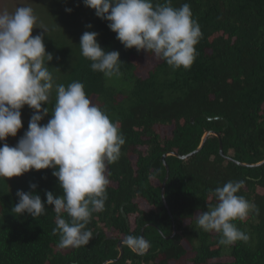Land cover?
<instances>
[{
  "label": "trees",
  "instance_id": "1",
  "mask_svg": "<svg viewBox=\"0 0 264 264\" xmlns=\"http://www.w3.org/2000/svg\"><path fill=\"white\" fill-rule=\"evenodd\" d=\"M185 3L202 37L192 66L173 70L160 58L148 68L143 58L158 57L125 48L109 22L83 0H50L44 44L53 55L48 66L55 82H82L126 142L120 159L108 166L105 208L93 213L86 226L93 233L86 246L59 247L52 206L36 218L12 212L18 190L32 191L42 201L47 191L63 195L53 169L0 178V264H103L119 256L117 244L127 235L143 236L150 251L138 255L123 244L122 258L108 264H264V162L249 165L264 161V0H171L175 8ZM85 31L97 32L106 51L120 53L119 76L108 79L90 68L79 46ZM42 32L34 28L32 35ZM54 103L53 92L51 102L42 104L50 112L41 124L51 118ZM33 112L27 105L21 109L24 130L14 143L7 142L10 146L24 135ZM207 131L218 135H209L195 152ZM169 151L190 153L186 158L166 156L170 176L165 197L171 214L161 196L166 174L162 155ZM228 181H243L237 194L259 212L234 221L249 241L225 247L218 243L219 234L196 229L195 221L217 203L213 190Z\"/></svg>",
  "mask_w": 264,
  "mask_h": 264
},
{
  "label": "clouds",
  "instance_id": "2",
  "mask_svg": "<svg viewBox=\"0 0 264 264\" xmlns=\"http://www.w3.org/2000/svg\"><path fill=\"white\" fill-rule=\"evenodd\" d=\"M95 15L108 21V27L125 48L135 47L162 59L173 70L189 69L196 59L202 37L190 5L179 8L171 0H83ZM71 12V8H66ZM87 27H91L88 25ZM34 28L43 32L32 35ZM47 25L27 4L14 11L0 10V178L20 176L29 170L53 169L63 195L46 192V201L34 192L18 190L19 202L12 212L33 217L45 213L46 205L56 213L54 234H59L60 248L86 246L93 233L86 229L93 213L101 212L107 200L108 166L121 157L125 138L117 123L98 104L93 103L80 81L68 85L55 82L48 62L44 34ZM95 31H85L80 38L81 55L91 61L90 68L111 79L120 74V53L106 51ZM55 93L52 116L46 124L49 104ZM27 105L34 112L28 129L15 146L6 141L23 127L21 109ZM230 157V156H229ZM231 159V157H230ZM243 181H228L216 187L217 203L197 215L196 229L219 234L220 245L229 247L238 241L247 243L249 235L234 221L244 222L250 213L258 214L254 203L238 195ZM32 189L35 184L30 185ZM67 214V219L65 215ZM122 243L143 255L150 243L143 236L127 235Z\"/></svg>",
  "mask_w": 264,
  "mask_h": 264
},
{
  "label": "rangeland",
  "instance_id": "3",
  "mask_svg": "<svg viewBox=\"0 0 264 264\" xmlns=\"http://www.w3.org/2000/svg\"><path fill=\"white\" fill-rule=\"evenodd\" d=\"M49 2L50 0H0V10L7 9L8 11H14L16 7L23 5V4H27V5H30L34 9L36 15L39 17L41 21L48 22L49 16L47 18V10L50 8ZM49 22H50V18H49ZM158 59L159 58H154L153 60H151L150 58L149 60H147L144 57L143 63L146 64L148 68H150L152 67V65H154V63ZM25 127H26L25 129H28V126H25ZM168 129L169 128L165 129L164 131L167 132ZM23 130L24 129L22 128L18 130L16 136H18L20 132ZM15 139H16L15 137L9 136L6 142H13V141L15 142Z\"/></svg>",
  "mask_w": 264,
  "mask_h": 264
},
{
  "label": "water",
  "instance_id": "4",
  "mask_svg": "<svg viewBox=\"0 0 264 264\" xmlns=\"http://www.w3.org/2000/svg\"><path fill=\"white\" fill-rule=\"evenodd\" d=\"M211 134H216V135H218V133H217L216 131H207V132H205V134L203 135V137H202V139H201V142H200L199 146L196 148L195 152H198V151H200V150L203 148V146L205 145V142H206L208 136L211 135ZM219 151H220V153H221L222 155L224 154L223 143H222L221 140H220ZM170 154L177 155V156L180 157V158H186V157L189 156L190 153H189V154H186V155H181V154H179V153H175V152H170V151H169V152H166V153H164V154L162 155L163 163H164V165H165V167H166V174H165L164 180H163V182H162L161 196H162L163 202L165 203L166 208L168 209V212L171 214V211L169 210V206H168V203H167V201H166V197H165V194H166V185H167V182H168V180H169V176H170V167H169V165H168V163H167V161H166V156H168V155H170ZM228 158H230V157L228 156ZM235 161H236V160H235ZM237 162H240V161H237ZM263 162H264V161H262V162H258V163H251V164H249V165H254V166H255V165H260V164H262ZM245 164H246V163H245ZM246 165H248V164H246ZM121 209L123 210V206L121 207ZM125 216H126V215H125ZM171 217H172V215H171ZM172 218H173V217H172ZM142 232H143V230H142ZM175 232H176V229H175V224H174V234H175ZM142 235H143V233H142ZM122 241H123V240L119 241L118 244H117V248H118L119 251H120L119 256H118L115 260H113V259H108V260H106L103 264H108V263H110V262H112V261H116V260L122 258L123 254H124V249H123V243H122ZM149 251H150V248L147 250L146 253H148Z\"/></svg>",
  "mask_w": 264,
  "mask_h": 264
}]
</instances>
